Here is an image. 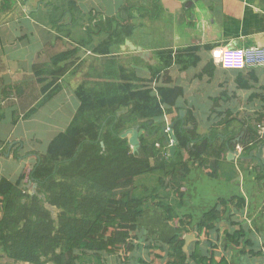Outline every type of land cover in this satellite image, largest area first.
I'll return each mask as SVG.
<instances>
[{"label": "trees", "instance_id": "16d2710c", "mask_svg": "<svg viewBox=\"0 0 264 264\" xmlns=\"http://www.w3.org/2000/svg\"><path fill=\"white\" fill-rule=\"evenodd\" d=\"M16 1L0 0V13L8 4L18 6ZM38 6V12L30 16L52 25L57 43L69 37L100 59H94L84 82L75 90L79 106L68 128L49 143L46 152L31 153L32 168L29 161L17 179L0 177V264H108L110 258L117 264H147L139 256L145 240L150 243L148 249L165 252L157 258L166 260V264H229L227 255L217 251L218 243L223 235L231 246L239 247L243 228L227 231L219 224L226 214L224 207L232 202L241 210L244 201L237 197L219 200L192 228L187 216L178 215L181 203L174 200L184 195L183 182L191 164L216 178L227 152L239 146V168L247 170L249 165L243 166L242 160L264 146L260 126L249 124L235 130L233 113H218L227 118L215 123L217 128L209 134L199 133L193 111L181 105L187 89L173 79L170 70L188 72L197 68L202 48L192 45L174 49L171 38L163 34L157 46L148 37L134 42L137 28L146 36L160 31L157 23L148 26L145 22L153 24L165 16L161 0H127L117 14L100 17L93 25L86 24L89 16L71 0H39ZM127 41L144 52L151 50L156 63L149 64L132 54L133 63L125 65L120 56ZM68 55L57 53L51 63L37 70L33 67L38 82L45 84L41 102L51 98L48 92L59 93L60 80L79 67ZM213 66L209 62L199 79L212 77ZM144 72L151 77L146 78ZM153 82L159 85L153 87ZM241 84L242 89L251 87L247 82ZM36 111L32 108L27 116ZM181 112L186 114L182 116ZM169 116H173L169 126L178 141L174 157L165 134ZM220 126H225L223 132ZM135 129L140 142L137 152L127 138H122ZM15 158L20 159L16 154ZM255 169L257 180L264 181V164ZM233 171L235 177L238 169L234 167ZM146 176L149 184L136 183ZM30 182L36 187L35 193L27 189ZM150 204L164 210L167 224H174V233L166 243L143 239L139 219ZM192 233L196 239L186 252L185 236Z\"/></svg>", "mask_w": 264, "mask_h": 264}, {"label": "crops", "instance_id": "0c3cea01", "mask_svg": "<svg viewBox=\"0 0 264 264\" xmlns=\"http://www.w3.org/2000/svg\"><path fill=\"white\" fill-rule=\"evenodd\" d=\"M29 1L34 2L33 7ZM38 1L18 0L19 5L27 4L26 9H5L8 10L7 13H4L5 10L0 13V106H4L5 101L11 102L7 108V114H9V121L13 122V125L8 127L14 129L18 124V122L12 121L11 114L14 115V109L25 113V118L18 120L21 122V127L30 128V123L25 122L31 121V116H27V114L36 105L35 103L31 105V98H33L31 82L37 80L32 74L31 64H37L39 59L44 57V50L50 48L53 51H58V48L62 47L66 51L69 46H72V50L76 49L74 55L76 65L81 64L85 58L82 53L83 48L77 42H70L62 37V40L57 43L55 28L52 25L40 23L30 16L38 12L40 8ZM71 1L75 2L82 12L84 8H88L96 10L99 14L113 16L121 10L127 0ZM161 3L165 11L163 15L168 16L169 20L172 18L174 22V16L178 17V34L174 35L171 40V47L178 49L195 45L202 48L200 54L202 60L197 68L188 72H177L173 69L170 74L175 81L182 83L187 89L186 100L183 99L181 105L193 111L199 121V133L206 135L212 132L217 128L214 127L215 123L227 118L225 114L220 117L218 113L227 112L233 113L235 119L232 128L235 130L244 129L249 124L264 127V71L254 69L255 71L251 73L249 70H225L214 62L212 56V52L219 47L256 46L264 48V0H161ZM170 27L174 29V26ZM134 46L136 47V45ZM208 47H210L209 50H207ZM129 49L132 54L133 49L130 47ZM61 52L63 51L58 53ZM145 52H148L153 60L150 61L148 57L149 59H144L145 62L155 64L153 52L151 50H145ZM53 55L50 54L47 59ZM133 56L140 57L141 55L136 52L133 53ZM132 58L134 57L124 55L120 59L125 65L127 63L130 66L133 63ZM93 61L94 59L91 62ZM209 62L214 65L213 76L210 78L204 76L203 79H199ZM144 74L146 78H150L149 74L147 75L146 72ZM3 81H7L10 86L17 85L15 91L3 86ZM244 82L251 86L250 89L241 88V83ZM60 83L62 84L61 80ZM39 84L36 81V85ZM158 85V82L153 83V87ZM66 87H61L60 93L52 98L58 105L59 112H62L64 106L72 103V98ZM195 98L196 105L198 107L202 105L201 107L197 108L194 102ZM77 104L79 106L78 101ZM67 108L65 107V111ZM172 117L166 118L168 126ZM224 127H219L221 132ZM8 130L0 131V137L2 138ZM242 134L243 132H241ZM1 142H11V139L7 138L5 142L4 140ZM20 143L21 141L17 142V144ZM259 150L260 148L252 152L254 155L249 157L253 162L252 168L247 170L239 168L242 149L238 146L234 151L238 155L233 151H228L220 174L216 178L208 176L204 169L191 164L190 173L183 182L184 195L182 198L176 197L174 200L175 204L181 203L178 215L187 216L192 228L200 222L206 212L217 205L219 200L231 201L237 197L244 201L241 210L232 202L224 207L226 214L219 224L222 230L227 231H239L243 228V237H241L239 247L231 246L223 235L218 243L217 251L227 255L229 264H264V181L257 180L255 169V166L260 163L256 158ZM2 151L3 146H0V153ZM230 154L234 156L229 157ZM28 159H31L30 156ZM233 167L238 169L235 177ZM0 177H4V175H0ZM150 182L148 176L136 181L138 185ZM139 226L144 231L143 239L148 238L161 243L170 240L174 233L173 224L166 223L164 210L153 204L146 208L144 215L139 219ZM148 245L150 243L145 240L143 251L146 252L140 257L147 264H150L148 260L153 261L154 264H166V260L157 258L158 255L164 256L165 252L161 248L148 249ZM225 248H228L227 252ZM156 260L159 263H156ZM111 264L114 263L111 262Z\"/></svg>", "mask_w": 264, "mask_h": 264}, {"label": "rangeland", "instance_id": "374dc122", "mask_svg": "<svg viewBox=\"0 0 264 264\" xmlns=\"http://www.w3.org/2000/svg\"><path fill=\"white\" fill-rule=\"evenodd\" d=\"M45 1L48 3L49 0H45ZM9 2H11V1H8V3ZM25 2L27 3V1H25ZM95 2L97 3V1H95ZM26 3H22V5H19V3H17L18 6H15L14 4H11V5L8 4L7 9L8 10H11V9L22 10V8L26 9V5H27ZM126 3H127V1H126ZM30 4H31V7L34 6V2H30ZM5 7H7V6H5ZM8 10H5L4 13H7ZM83 12H85V14L87 13V15L89 16V18L86 17V19H88L86 24H88V23H90L92 25L96 24V23H98V21L100 19H102L104 16H106V14H99V13H97L96 10L88 9V8H84ZM15 15H16V11H15ZM12 17H14V16H12ZM100 17H102V18H100ZM177 19H178V17L174 16L175 21L173 22L172 18H171L170 20H171L172 24L170 23V25L165 24V22L163 21V20H169V17L166 15L160 21H156L153 24L145 22V25L148 24V26H150V25L155 26L157 23V26H158L160 31L157 34L152 33V34H149V36H146L144 34L146 32H142L137 28L133 33L134 42H137V40H144L146 37H148L149 42L154 43L157 46L158 38L163 40V35L167 39L171 38V40H173L174 35L178 34V29H179L178 25H177ZM66 22H69V19H67ZM170 26H174V29H172ZM85 27H87V26H85ZM66 39L69 40L70 42H73V40L69 37H66ZM71 50H72V46H69L66 49V51L62 47L58 48V51H53L50 48H46V50H44V52H45L44 57H41L37 64H35V65L31 64V68L36 67L34 69L37 70L38 68H40L41 65L51 63V61H52L51 58L50 59H47V58L50 57V54L55 55L59 51H63V52L65 51L66 53L70 54V55H68V58L70 61H73L75 58H74V55L70 53ZM121 52H122V54L120 57H122L124 55L132 56V54H133V53L130 54L131 51H130V49H128L127 46H125L124 48L121 47ZM82 53L84 54V57H85L83 59V62L81 64H79V67L74 68L71 71V73L66 75L64 77V79L62 80V84H60L62 88H65L67 86L66 88H68V93L72 98V101H71L72 103L64 106L62 108V112H59V110L57 109V108H59L58 105H56L52 99L53 97H55V95H58V90L55 91L57 94L55 92L52 93V91L48 92L47 93L48 95L52 94V96H49L51 98H48L47 100L41 102L42 98L45 97V93L43 90L45 84L43 83V84L36 85V81H38V80L31 82V96L33 97V98H31V105L33 103H35L36 105L34 107L37 108V111L31 115V119H30L31 121L28 120L29 122H25V123H30L29 124L30 128H27L25 126L21 127V124H20L21 122H19L18 120H22L23 117L25 118V113L20 112L18 109L13 110L14 115L11 114L12 121L18 122L16 128L14 129L13 127L12 128L8 127L10 125H13L12 124L13 122L9 121V114H7L8 113L7 108L11 102L5 101L4 102L5 105L0 106V114L5 115V116H1L3 120L0 124L1 125L0 131L4 132V130L9 129L2 136V138L0 137V139L4 140V142H5V139L7 140V138L11 139V142L2 143L3 151L0 153V157H1L0 158V175L1 176L4 175L5 178H8L10 180H15L21 174L23 167L27 163H29V161H31V168H32L34 162H33L32 158H31V160L28 159L30 154L33 152H38V153L46 152V149H47V146L49 145V143L59 133L64 132L68 128V126L70 125L71 120L75 114L74 112L78 108L77 100L75 98V90L80 84H82L84 82L85 75L88 73L90 66L92 64H94V62H91L92 59H98L96 54H94L91 51H87V49H83ZM139 54L144 59L149 57L150 61H153L148 52H145L144 54H142V52H139ZM49 67L51 68V66H49ZM31 73H32V71H31ZM32 74H34L35 77L38 79L37 74H35L34 72ZM170 74H171V70H170ZM3 86H5L9 90H14V91L17 87V85L10 86L7 81H3ZM198 99H200V98H198ZM196 101L197 100L195 98L194 99L195 105H196ZM60 102H61V104H63L62 99H60ZM201 106L202 105H199V107H201ZM65 107H68L67 111H65ZM199 107L197 106V108H199ZM187 110H188V108H187ZM54 114H56V115H54ZM64 121H66V122H64ZM18 141H21V143L17 144ZM251 153H250V155H251ZM15 154L20 159H17V158L14 159ZM250 157H252V156H250ZM9 158H10V160H9ZM252 163L253 162L251 160H247L246 158L242 160L243 166H245V164H248L249 169L252 168L251 167ZM233 170H234V167H233ZM33 186L34 185H32V184H30L29 186L27 185V187H28L27 189L29 192H32V193L34 192ZM51 210L56 215V210L55 209H51ZM150 242L154 243L153 240H151ZM119 249L122 252L124 251V247H121ZM145 252L146 251H143V250L140 251L139 256H142ZM139 256L137 255V257H139ZM111 262H113L115 264L116 263L115 258H110V260H108V264H111ZM118 262H119V260H118ZM148 262H150V264H154L153 261L148 260ZM155 262L159 263V261H157V260ZM4 264H25V263L5 262Z\"/></svg>", "mask_w": 264, "mask_h": 264}, {"label": "built area", "instance_id": "2783aa9c", "mask_svg": "<svg viewBox=\"0 0 264 264\" xmlns=\"http://www.w3.org/2000/svg\"><path fill=\"white\" fill-rule=\"evenodd\" d=\"M219 53V55H217ZM213 60L225 70L246 71L259 69L264 71V48L262 47H219L212 52ZM172 129L167 126L165 134L169 136L168 148L173 143L170 138ZM259 132L264 135V127H259ZM157 147H160L157 145Z\"/></svg>", "mask_w": 264, "mask_h": 264}, {"label": "water", "instance_id": "95a60500", "mask_svg": "<svg viewBox=\"0 0 264 264\" xmlns=\"http://www.w3.org/2000/svg\"><path fill=\"white\" fill-rule=\"evenodd\" d=\"M126 46L130 47L131 49L133 50H137L139 52H142V54H144L145 52L139 48V47H135L130 41L126 42ZM181 115L184 116V112H181ZM122 138H127L128 141H129V144L131 146V148L133 149V152H137L140 148V142H139V131L137 129L135 130H129L127 132H125L122 136ZM170 138L172 140V144H171V147H170V155L172 157L175 156V153H176V147H177V144H178V141H177V138L176 136L174 135V132L172 130V132L170 133ZM238 141H240V139H237ZM167 142H169V136H168V140ZM234 154L238 155L237 152H234ZM254 153H251L250 156H253ZM234 155L233 154H230L229 157H233ZM249 156V157H250ZM264 146H262L259 150V154L256 155V158L259 160V164H264ZM31 184V182L29 183V185ZM28 185V186H29ZM36 187L34 186V189ZM31 193V192H30ZM35 193V191L33 192ZM195 235L194 234H189V235H186L185 236V241L187 242V245L185 247V251L187 252V249H188V245L191 241L195 240Z\"/></svg>", "mask_w": 264, "mask_h": 264}, {"label": "flooded vegetation", "instance_id": "af4514ba", "mask_svg": "<svg viewBox=\"0 0 264 264\" xmlns=\"http://www.w3.org/2000/svg\"><path fill=\"white\" fill-rule=\"evenodd\" d=\"M247 160H250V158L248 157Z\"/></svg>", "mask_w": 264, "mask_h": 264}, {"label": "clouds", "instance_id": "9594fccd", "mask_svg": "<svg viewBox=\"0 0 264 264\" xmlns=\"http://www.w3.org/2000/svg\"><path fill=\"white\" fill-rule=\"evenodd\" d=\"M217 55H219V53H217Z\"/></svg>", "mask_w": 264, "mask_h": 264}]
</instances>
